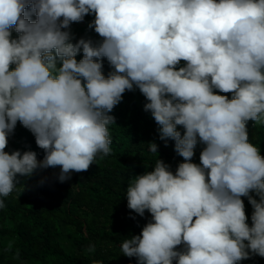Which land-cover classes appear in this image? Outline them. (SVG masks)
Instances as JSON below:
<instances>
[{"label": "clouds", "instance_id": "1", "mask_svg": "<svg viewBox=\"0 0 264 264\" xmlns=\"http://www.w3.org/2000/svg\"><path fill=\"white\" fill-rule=\"evenodd\" d=\"M87 15L103 40L73 43L70 26ZM104 58L114 69L107 77ZM134 87L184 162L173 173L158 159L128 183L127 207L152 219L122 242L123 255L138 264L264 257V157L246 129L249 120L264 124V0H0V197L38 168L59 167L63 183L109 155L108 113ZM17 122L43 160L5 151Z\"/></svg>", "mask_w": 264, "mask_h": 264}, {"label": "trees", "instance_id": "2", "mask_svg": "<svg viewBox=\"0 0 264 264\" xmlns=\"http://www.w3.org/2000/svg\"><path fill=\"white\" fill-rule=\"evenodd\" d=\"M33 20L36 17H31ZM95 19L87 15L81 22H74L70 31H85ZM94 31V28H90ZM18 34L13 31L15 38ZM73 43L78 41L73 36ZM94 44L103 38L99 34L87 35ZM83 58L82 51L76 56ZM181 61L177 68L185 66ZM103 59L105 77L113 71ZM225 95L229 99L233 93ZM145 96L134 87L126 90L122 100L108 113L115 118L110 124L111 152L99 154L87 171L71 174V179L59 182L60 168L37 169L30 177L18 176L19 183L7 197H0V264H138L136 257H127L121 251L122 242L140 235L151 221L146 210L143 217L127 207L128 183L145 171H152L158 159L170 165L175 173L184 158L175 151V141L159 138V125L150 111ZM249 143L259 149L264 157V124L246 122ZM183 135V126H177ZM199 139V138H198ZM150 142L158 146L157 153L148 150ZM205 147L197 143L191 162L200 164V154ZM19 150L34 151L37 160H43L45 152L36 145L34 135L17 122L14 133L9 135L5 151L11 154ZM255 197V193H252ZM259 199L258 197H255ZM245 205L247 223L251 226L253 208L247 197H241ZM134 217V218H133ZM94 248L89 251V248ZM183 245L177 246L182 250ZM176 264V261H173ZM237 264H264V257L250 255Z\"/></svg>", "mask_w": 264, "mask_h": 264}, {"label": "rangeland", "instance_id": "3", "mask_svg": "<svg viewBox=\"0 0 264 264\" xmlns=\"http://www.w3.org/2000/svg\"><path fill=\"white\" fill-rule=\"evenodd\" d=\"M88 25H89V23H88ZM72 34L76 37L77 40H79L81 38L86 39L87 35H95L97 33L95 32V30L92 31L89 27H87L85 31L77 30L74 28V31H72Z\"/></svg>", "mask_w": 264, "mask_h": 264}]
</instances>
